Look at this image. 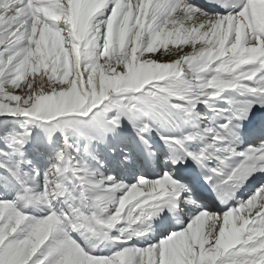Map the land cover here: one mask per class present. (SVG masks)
I'll list each match as a JSON object with an SVG mask.
<instances>
[{"label": "snow or ice", "instance_id": "6c2138e0", "mask_svg": "<svg viewBox=\"0 0 264 264\" xmlns=\"http://www.w3.org/2000/svg\"><path fill=\"white\" fill-rule=\"evenodd\" d=\"M0 264H264V0H0Z\"/></svg>", "mask_w": 264, "mask_h": 264}]
</instances>
